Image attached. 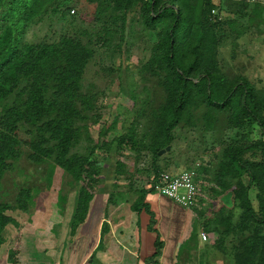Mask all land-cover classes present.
<instances>
[{
    "label": "trees",
    "instance_id": "trees-1",
    "mask_svg": "<svg viewBox=\"0 0 264 264\" xmlns=\"http://www.w3.org/2000/svg\"><path fill=\"white\" fill-rule=\"evenodd\" d=\"M232 1L0 0V249H4L0 264L17 261L19 236L7 240L5 234L9 225L16 224L9 213L27 212L34 205L30 188H20L13 200L6 198L3 189L4 178L24 155L34 164L59 167L76 186L65 241L71 243L86 222L90 202L98 192V151L122 149L128 144L137 157L143 151L151 155L153 180L149 190H153L164 172L157 162L159 151L171 146L178 125H196L195 111L199 108L205 131H212L221 115H226L228 129L246 130L238 141L225 145L220 157L217 151L211 153L216 165L214 191L224 194L226 205L238 212L234 221L233 212L215 215L209 230L219 245L223 234L242 235L228 253L229 264H264V93L245 78H226L219 64L226 26L233 29L237 23L235 14L226 20L220 17L221 12L231 9ZM243 4L244 13L239 15L247 14L248 6V29L256 25V19L264 20V5ZM135 10L143 27L155 35L139 70L160 98L144 99L125 133L108 139L107 129L100 130L94 140L89 122L97 95L83 84L96 54L94 37L102 32L106 45L118 35L122 40L127 15ZM105 18L110 22L107 26ZM41 25L45 27L38 32ZM254 123L260 133L255 141H249L246 128ZM199 166L189 168L196 170V179ZM206 166L200 170L207 171ZM251 188L256 191V207L249 197ZM146 190L131 207L151 216L148 230L156 235L153 260L163 243L143 202ZM97 249L84 264H101Z\"/></svg>",
    "mask_w": 264,
    "mask_h": 264
},
{
    "label": "rangeland",
    "instance_id": "rangeland-1",
    "mask_svg": "<svg viewBox=\"0 0 264 264\" xmlns=\"http://www.w3.org/2000/svg\"><path fill=\"white\" fill-rule=\"evenodd\" d=\"M244 1L264 5V0H233V5L228 6L231 9L225 8L226 10L221 12L220 17L225 20L235 14L237 23L233 29L226 26L227 36L219 46V64L226 78H245L264 93V20L256 19V25L248 29V6L247 14L239 15L244 13ZM88 8L91 11L93 6ZM87 20L91 21L92 17H87ZM109 23L108 18H105L104 26ZM43 27L45 25L39 26L38 32L44 29ZM240 29H243L242 34H238ZM102 34L101 32L94 37L96 54L86 70L83 83L85 89L97 95L96 110L93 120L89 122V131L94 140L100 130L107 129L105 136L108 139L125 133L135 119L136 109L143 100H154V96L160 98V95H154L156 87L146 80L139 70L141 63L149 56L155 35L143 27L138 11L127 15L122 40H119L118 35L106 45V36ZM195 115L198 119L195 126L180 124L175 128L170 149L161 154L157 162L160 171L171 174L200 164V176L196 179L198 195L193 208L196 209L194 212L197 213L198 223L206 226L202 231L210 234L207 233L208 240L203 242V247L199 246L194 234L191 237L189 235L190 239L180 246L181 250L174 264H229L231 260L228 253L242 235L223 234L220 236V245L216 244V235L209 230L212 228L209 222L220 212L223 215L233 212L234 221L238 209L227 206L223 194H216L214 191L216 182L212 180V175L216 165L211 153L217 151L220 157L225 145L238 141L246 130L228 129L226 115H221L214 129L205 131L200 120V108L195 111ZM246 129L248 140L255 141L259 136L260 127L254 123ZM247 155L249 157V154ZM98 159L101 160V173L96 194L108 191L111 201L118 200L120 209L128 210L134 198L152 183V156L143 151L137 157L136 151L126 144L122 149H100ZM118 163L121 164L120 168ZM203 166L208 167V170H200ZM117 169L120 172L118 175ZM23 187L32 190L34 205L27 212L11 211L9 214L14 217L16 224L9 225L5 232L7 240L19 236L16 264H77L73 253L70 252L71 244L76 243L77 232L71 243L65 242L77 193L70 176L49 163L34 164L24 155L4 178L3 189L6 198L13 200L18 190ZM255 195V189L251 188L249 197L254 207L257 206ZM60 196L64 197V200ZM199 234L196 236L200 237ZM0 251L3 252L4 249Z\"/></svg>",
    "mask_w": 264,
    "mask_h": 264
},
{
    "label": "crops",
    "instance_id": "crops-1",
    "mask_svg": "<svg viewBox=\"0 0 264 264\" xmlns=\"http://www.w3.org/2000/svg\"><path fill=\"white\" fill-rule=\"evenodd\" d=\"M149 188H146L143 202L153 215V228L163 243L160 254L151 260L156 236L153 231L148 230L151 216L143 209L133 210L131 206L128 210L120 209L119 201H111L109 192L104 191L96 194L90 202L87 220L77 232L76 243L71 244L70 252L77 264H84L98 245L96 258L101 264H174L180 253V246L191 235H195L199 246L205 245L196 236L198 233L201 235L202 228H205L198 223L195 209H186ZM223 196L226 197L224 194ZM104 225L105 229L102 227Z\"/></svg>",
    "mask_w": 264,
    "mask_h": 264
},
{
    "label": "built area",
    "instance_id": "built-area-1",
    "mask_svg": "<svg viewBox=\"0 0 264 264\" xmlns=\"http://www.w3.org/2000/svg\"><path fill=\"white\" fill-rule=\"evenodd\" d=\"M197 172L194 168L177 174L162 172L159 180L153 184V190L180 206L188 209L195 206L198 189L196 185ZM201 241L206 242L208 235H200Z\"/></svg>",
    "mask_w": 264,
    "mask_h": 264
},
{
    "label": "water",
    "instance_id": "water-1",
    "mask_svg": "<svg viewBox=\"0 0 264 264\" xmlns=\"http://www.w3.org/2000/svg\"><path fill=\"white\" fill-rule=\"evenodd\" d=\"M170 149V146H167L165 149L159 151V155L163 154L165 151H168Z\"/></svg>",
    "mask_w": 264,
    "mask_h": 264
}]
</instances>
